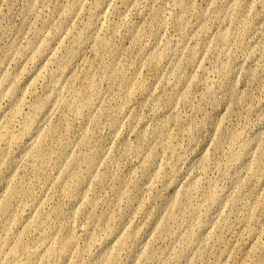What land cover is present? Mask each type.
I'll use <instances>...</instances> for the list:
<instances>
[{
	"label": "rangeland",
	"instance_id": "1",
	"mask_svg": "<svg viewBox=\"0 0 264 264\" xmlns=\"http://www.w3.org/2000/svg\"><path fill=\"white\" fill-rule=\"evenodd\" d=\"M0 264H264V0H0Z\"/></svg>",
	"mask_w": 264,
	"mask_h": 264
}]
</instances>
